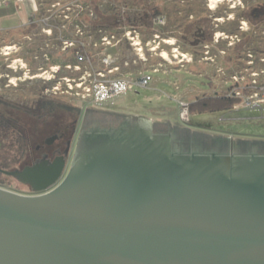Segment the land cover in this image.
I'll list each match as a JSON object with an SVG mask.
<instances>
[{"label":"water","instance_id":"95a60500","mask_svg":"<svg viewBox=\"0 0 264 264\" xmlns=\"http://www.w3.org/2000/svg\"><path fill=\"white\" fill-rule=\"evenodd\" d=\"M114 123L83 127L69 165L0 168L36 192L0 186V264H264V146L177 150L150 119Z\"/></svg>","mask_w":264,"mask_h":264},{"label":"rangeland","instance_id":"374dc122","mask_svg":"<svg viewBox=\"0 0 264 264\" xmlns=\"http://www.w3.org/2000/svg\"><path fill=\"white\" fill-rule=\"evenodd\" d=\"M86 1L95 0H0V103L8 104L23 133L7 129L0 135L1 169L22 168L39 136L72 121L73 113L60 105L77 108V118L88 115L87 122L142 117L160 131L180 129L186 138L264 146V108L236 110L234 103L228 110L191 113L189 108L205 97L226 96L231 75L246 78L264 66V20L253 24L243 15L256 5L264 12V0H143L162 9L150 29L139 24V9L124 2L132 0H96L104 13L118 11L135 24L95 29ZM242 20L248 25L243 31ZM210 31L212 39H205ZM215 33L238 38L214 42ZM76 40L88 46L87 53L73 50ZM247 51L254 61L250 68ZM22 70L38 75L23 80ZM147 74L151 79L143 86ZM113 81H124L126 90L120 86L122 92L96 100L97 87ZM43 98L54 100L59 110L44 116ZM182 104L189 118H181ZM0 186L28 190L2 172Z\"/></svg>","mask_w":264,"mask_h":264},{"label":"flooded vegetation","instance_id":"af4514ba","mask_svg":"<svg viewBox=\"0 0 264 264\" xmlns=\"http://www.w3.org/2000/svg\"><path fill=\"white\" fill-rule=\"evenodd\" d=\"M11 67V66H10ZM13 68V67H11ZM22 74H24L23 80L26 78L28 79H34L35 76L38 75V73H30V71H21ZM38 100V99H37ZM38 102V101H37ZM1 104V103H0ZM8 104H1L0 105V117H4V123H9L11 120V111H9L6 107ZM33 113V112H30ZM83 119H85L83 121ZM83 119L75 118L73 119L69 124L65 125H56L53 128V133L49 136H39L37 140L35 141L34 145V152L30 153L28 156L30 157V161H28L22 168L26 166H31L36 163L47 161L48 163L53 162L56 158L63 157L65 160V164L69 165L72 156L74 147L76 144V140L78 137L79 132L81 129L85 126L89 125H112L115 124L112 119L105 118L102 120H97L96 122H87L89 119V116L87 115L86 118L83 117ZM165 126V125H164ZM152 127L158 131L160 126L157 123H152ZM162 127V126H161ZM169 130V127L166 128L165 131ZM172 134V143L177 150H200V151H226L229 149V144L226 141L223 140H217L216 138H209L203 139V138H197V137H187L186 135L179 130H172L170 129ZM23 133L21 134V136ZM24 140H25V136ZM29 139V138H28ZM244 145V144H243ZM240 145H234L235 152H252L253 149L251 147H245L244 149H241L240 147H237ZM257 149V148H256ZM255 150V149H254ZM260 151L259 149H257ZM66 172V170H65ZM64 172V173H65ZM28 187V190L25 192L27 194H35L36 192L33 191L32 187L29 184H24Z\"/></svg>","mask_w":264,"mask_h":264},{"label":"trees","instance_id":"16d2710c","mask_svg":"<svg viewBox=\"0 0 264 264\" xmlns=\"http://www.w3.org/2000/svg\"><path fill=\"white\" fill-rule=\"evenodd\" d=\"M119 2V1H117ZM125 4L130 5L132 7H137L139 9V24L142 26H145L147 29H150L152 27V21L153 18L156 16H159L161 14V6L151 4V3H146L143 0H132V1H124ZM88 6L90 7L89 10L95 15V18L93 19V27L95 29H101V28H107V29H117L121 23L124 24H129L134 23L133 19H130L129 17H120L118 16L119 13L111 12V13H104L101 9V4L102 1H86ZM244 17L247 19V21L251 23H255L257 21H262L264 20V12L263 9L260 7V5H256L255 7L251 8L250 11L244 12L243 13ZM133 25V24H131ZM197 35H199V29L196 30ZM211 33H208L205 39L210 38L212 39V31ZM86 41V40H85ZM88 46L82 41V40H76L73 45V50L77 51H82L87 53L86 48ZM45 99V100H44ZM206 99V100H205ZM51 101L50 105L47 104V101ZM236 98L232 97H226V96H213V97H205L202 100L192 102L189 105L190 110L192 111L191 113H201L205 111H216V110H228L232 107L233 103L236 101ZM41 104L44 108V116H47V112L53 111L58 108L56 102L52 99L48 98H43L41 100ZM64 109H66L68 112L73 113V116L75 118L78 117V109L73 108L71 106H63ZM59 110V109H57ZM13 115H11V120L9 123H4V117H0V135H2L6 130L12 129L13 131H16L20 136L22 134V131L20 129L16 128V120L15 118H12ZM72 119V120H73Z\"/></svg>","mask_w":264,"mask_h":264},{"label":"built area","instance_id":"2783aa9c","mask_svg":"<svg viewBox=\"0 0 264 264\" xmlns=\"http://www.w3.org/2000/svg\"><path fill=\"white\" fill-rule=\"evenodd\" d=\"M247 22L245 20L240 21V30H244L247 28ZM264 34V32H263ZM238 38L237 34L226 36L225 33L216 34L214 36V42H218V38ZM229 44H234L233 41L229 40ZM246 56H248L247 65L249 64L251 67L254 65L253 56L251 51H247ZM252 60V61H249ZM261 62H264V58L261 59ZM253 62V63H252ZM261 65L263 63H260ZM248 65V68L250 66ZM249 74V75H248ZM246 74V78L238 77V75H231V84L232 87L230 91H228V97L236 98L237 100L234 102L233 109H262L264 108V66L260 67L259 70H251L250 73ZM151 79L149 74L144 75L140 81V83L144 85ZM126 83L124 81H113L110 84H100L96 90V100L99 102L103 101L106 97L112 96L118 92H122L123 88H119L120 86L124 87ZM109 86V87H108ZM130 86V84L128 85ZM126 87H124V91ZM182 110H180L181 118H189L188 108L186 104L181 105Z\"/></svg>","mask_w":264,"mask_h":264},{"label":"bare ground","instance_id":"6f19581e","mask_svg":"<svg viewBox=\"0 0 264 264\" xmlns=\"http://www.w3.org/2000/svg\"><path fill=\"white\" fill-rule=\"evenodd\" d=\"M12 47H7V49H11Z\"/></svg>","mask_w":264,"mask_h":264}]
</instances>
